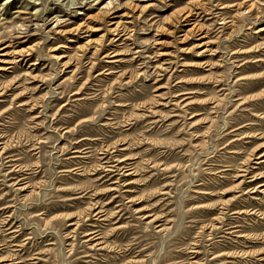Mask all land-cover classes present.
Masks as SVG:
<instances>
[{
  "label": "rangeland",
  "instance_id": "rangeland-1",
  "mask_svg": "<svg viewBox=\"0 0 264 264\" xmlns=\"http://www.w3.org/2000/svg\"><path fill=\"white\" fill-rule=\"evenodd\" d=\"M199 1L0 0V264H264V0Z\"/></svg>",
  "mask_w": 264,
  "mask_h": 264
},
{
  "label": "bare ground",
  "instance_id": "bare-ground-1",
  "mask_svg": "<svg viewBox=\"0 0 264 264\" xmlns=\"http://www.w3.org/2000/svg\"><path fill=\"white\" fill-rule=\"evenodd\" d=\"M247 2V1H246ZM199 3H203V1H199ZM249 4V3H248ZM247 4V5H248ZM204 7V6H203ZM222 7V6H221ZM249 8V10L253 9L254 8V4H249L247 6ZM198 8V7H197ZM202 8V7H201ZM196 10L195 9H192V8H188V10H186L183 14H182V17L184 18V21L187 22L188 26L190 27V29L187 31V33L185 35H188V34H192L196 31H199L203 34V29H201V26L199 25V23H197V13L195 12ZM125 14V13H124ZM123 14V15H124ZM180 14V12H179ZM214 14V13H213ZM125 16V15H124ZM123 16V17H124ZM180 16V15H179ZM123 17H118V21L116 22H113L111 25H110V30H109V33H112L114 34V36H120L122 34H125V31H126V27H125V23H123ZM97 18V17H96ZM178 22V21H177ZM185 24V23H184ZM87 29V30H90V29H93L94 27L91 28V26L89 25V23L87 24L86 22H84L83 24H80L78 25V27L75 29V32H80L82 31L83 29ZM74 30V29H73ZM262 31H264V29H262ZM84 32V31H83ZM89 32V31H86V33ZM85 33V32H84ZM199 34V33H198ZM128 37V36H127ZM185 37V36H184ZM187 37V36H186ZM202 42V41H201ZM86 44V43H84ZM101 44V43H100ZM98 44V43H95V42H92L91 40L87 42L86 46H92L95 51H100L102 49L101 45ZM207 45V44H206ZM99 47H101V49H99ZM5 48H8L5 47ZM82 48V47H81ZM89 48V47H88ZM203 48V47H202ZM207 48V47H206ZM32 50V49H31ZM207 51V49H206ZM17 52V50L15 51ZM14 52V53H15ZM29 51L25 50V51H21L19 50V52L15 53V55H18L19 57H24ZM13 53V54H14ZM116 53V52H115ZM120 53V52H119ZM95 54V53H94ZM31 54H27L26 56H30ZM25 56V57H26ZM23 60V59H22ZM4 62V61H3ZM8 64V63H7ZM111 165V164H110ZM128 170V169H127ZM134 171V170H133ZM103 215V214H102ZM117 219V218H116ZM97 235V234H96ZM89 239V238H88Z\"/></svg>",
  "mask_w": 264,
  "mask_h": 264
}]
</instances>
